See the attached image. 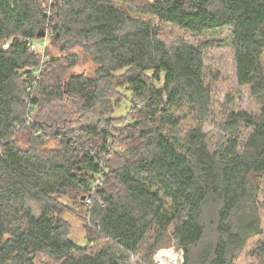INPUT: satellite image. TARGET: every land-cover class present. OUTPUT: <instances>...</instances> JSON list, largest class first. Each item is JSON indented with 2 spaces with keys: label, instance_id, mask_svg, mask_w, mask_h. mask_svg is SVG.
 Instances as JSON below:
<instances>
[{
  "label": "trees",
  "instance_id": "16d2710c",
  "mask_svg": "<svg viewBox=\"0 0 264 264\" xmlns=\"http://www.w3.org/2000/svg\"><path fill=\"white\" fill-rule=\"evenodd\" d=\"M43 2L0 0V264H37L42 255L57 264H126L144 243L149 255L169 230L190 264L192 247L207 234V204L216 223L202 264H237L248 240L263 231L264 106L260 117L230 111L212 150L203 128L212 113L203 52L184 39L168 45L152 18L197 34L231 26L238 83L264 98V0H54L51 13ZM44 35L82 44L99 64L96 74L70 73L76 58L64 66L52 57L42 70L30 43ZM113 87L130 93L135 115L120 132L125 149L114 153L112 135L98 122L72 123L77 110L66 108L69 115L61 117L52 105L77 96L88 111L103 114ZM36 106L46 111L43 120L35 119ZM57 123L69 128L55 132L62 136L59 155L45 156L38 147ZM243 124L253 131L241 150ZM21 130L31 131L28 149L16 143ZM80 134L102 135V145ZM100 160L105 180L88 206L86 229L90 243L103 245L93 252L70 238L60 198L69 190L80 199L90 194Z\"/></svg>",
  "mask_w": 264,
  "mask_h": 264
},
{
  "label": "rangeland",
  "instance_id": "374dc122",
  "mask_svg": "<svg viewBox=\"0 0 264 264\" xmlns=\"http://www.w3.org/2000/svg\"><path fill=\"white\" fill-rule=\"evenodd\" d=\"M53 1L54 0H44L43 2V6L47 7L49 13L52 12L50 7ZM115 3L117 6L125 9L131 8L128 2L121 3L116 1ZM152 22L158 27L159 37L167 42L168 45H172L178 40L184 39L193 46L200 48L203 52L206 66V82L212 92V113L204 122L203 128L207 132L210 148L212 150L216 149L220 138L223 139L222 137L225 133L222 134L221 126L230 111L245 110L255 117L261 116L264 98L254 96L251 93V85H240L238 83L235 54L231 46L233 40V28L231 26L218 27L197 34L179 28L172 23L162 22L157 18H152ZM34 41L40 51H46V58L44 61H42L41 56L40 66L42 70H44L48 60L52 57L60 58V62H62L64 66H67L68 62H72L76 58V64L70 68V73H82L89 77H93L99 68V64L93 60V57L84 51L82 44L79 45L76 41H73L74 45H71L64 40H51V36L49 35H44ZM45 42L46 47H44ZM109 96L112 100L109 101L108 107L103 114L102 109L98 107V109L93 108L91 111H88L87 105L76 100L79 98L77 96L72 98L64 96L62 100H56L52 105H56L57 116L61 117L69 115L65 110L66 108L77 110L78 115L72 117V123H75L78 117H81V120L85 121L87 124L98 122L101 128L109 131L112 135L108 137V144H111L112 153H114L117 150L123 151L125 149L120 132L126 123L128 124V122L134 120L135 115L132 110L130 93L125 91L124 88L117 87L114 89L113 87ZM43 110L44 108L41 110L39 106H36L34 113L37 117H35V119L41 118L43 120V115L46 112H43ZM101 116L104 118L103 121H99ZM108 123L109 125H107ZM182 124L186 129L191 126L192 121L187 119L183 121ZM67 128L69 127L59 123L48 128L49 135L43 137L44 141L43 144L38 147L39 151L45 156L58 154L61 150L62 136L57 135L55 132L59 129L64 133L68 130ZM252 131L253 128L245 124L238 130L237 133L241 141V150ZM30 137V130H21L17 132L15 135L17 145L23 149H28L30 147ZM102 138V135L99 134L81 135V140L95 142L99 147L102 145ZM259 185L258 205L263 231L261 234L252 236L248 240L242 252L235 259L237 264H264V255L258 254V248L264 243V173L259 177ZM74 192V190H69V194L63 195L60 198L64 209L63 216L69 221L71 226L70 238L81 246H91L93 252H96L102 247L103 242L90 243L87 235L88 231L86 229V226L91 227V221L88 219L87 214L89 205H86L83 200L80 199L78 193ZM28 204L32 206L35 213H39V207L34 200H29ZM210 206L207 204L205 207L207 234L199 246L192 247V262L190 264H202L204 250L213 242L216 217L214 214V207L211 209ZM152 242H154V239H152ZM146 246L147 243H144L138 253L130 254L126 259V264H162L161 261L166 259L170 254H177V257H179V262H177V264L184 263V249L179 245L178 238L172 235L171 230L166 232L165 237L160 240L156 248L151 250L149 255L145 253ZM159 252H161V256L158 259L157 256ZM36 262L37 264H57L54 260L45 255H42Z\"/></svg>",
  "mask_w": 264,
  "mask_h": 264
},
{
  "label": "built area",
  "instance_id": "2783aa9c",
  "mask_svg": "<svg viewBox=\"0 0 264 264\" xmlns=\"http://www.w3.org/2000/svg\"><path fill=\"white\" fill-rule=\"evenodd\" d=\"M151 1H153V0H151ZM11 43H12V42H11V39L7 40V41L5 42V44H4V47H5V48L10 47ZM44 45H45L44 47H46V42H45ZM30 47H31V49H33V50H35V51H38V52L41 54V56H42V61L45 60V58H46V51H45V50H41V51H40V50L37 48V46H36V44H35V41H31V43H30ZM40 72H41V68H40V67H39L38 69L34 70V73H35V75H37V76L40 74ZM29 91L32 93V92H33V88H31ZM87 149H88V151L94 153V148H93V146H89V147H87ZM98 163H99V164H98V165H99V170L96 172V174H95V176H94V179L91 181V184H90V194L86 195L85 198H84V199L86 200L85 202H86L87 205H90V204L92 203V201H93L92 197H93L94 192L97 190V188H98L100 185L103 184V182H104V180H105V170H106V168H105V163H104V161H102V160L98 161ZM160 256H161V252L158 253L157 258L159 259Z\"/></svg>",
  "mask_w": 264,
  "mask_h": 264
},
{
  "label": "bare ground",
  "instance_id": "6f19581e",
  "mask_svg": "<svg viewBox=\"0 0 264 264\" xmlns=\"http://www.w3.org/2000/svg\"><path fill=\"white\" fill-rule=\"evenodd\" d=\"M179 257H177V254H170L166 259H163L161 262L162 264H177L179 262ZM180 264V263H179Z\"/></svg>",
  "mask_w": 264,
  "mask_h": 264
},
{
  "label": "water",
  "instance_id": "95a60500",
  "mask_svg": "<svg viewBox=\"0 0 264 264\" xmlns=\"http://www.w3.org/2000/svg\"><path fill=\"white\" fill-rule=\"evenodd\" d=\"M31 71V69H28V72H30ZM85 197L84 196H82V199H84Z\"/></svg>",
  "mask_w": 264,
  "mask_h": 264
}]
</instances>
